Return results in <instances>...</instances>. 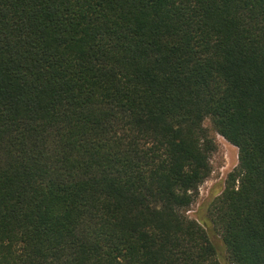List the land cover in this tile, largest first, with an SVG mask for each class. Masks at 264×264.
I'll return each instance as SVG.
<instances>
[{
    "label": "trees",
    "instance_id": "obj_1",
    "mask_svg": "<svg viewBox=\"0 0 264 264\" xmlns=\"http://www.w3.org/2000/svg\"><path fill=\"white\" fill-rule=\"evenodd\" d=\"M208 228L264 264V0H0V264H222Z\"/></svg>",
    "mask_w": 264,
    "mask_h": 264
},
{
    "label": "rangeland",
    "instance_id": "obj_2",
    "mask_svg": "<svg viewBox=\"0 0 264 264\" xmlns=\"http://www.w3.org/2000/svg\"><path fill=\"white\" fill-rule=\"evenodd\" d=\"M205 125L211 128L209 120ZM217 150L211 157L212 173L206 182L200 187L199 197L193 204L188 215L190 218L196 219L198 217H209L206 208L209 203L219 196L225 188V182L228 175L236 168L238 164V149L229 143L222 136L216 137ZM209 233L219 249V256L222 264H227V251L222 242V239L215 234L213 228H208Z\"/></svg>",
    "mask_w": 264,
    "mask_h": 264
}]
</instances>
